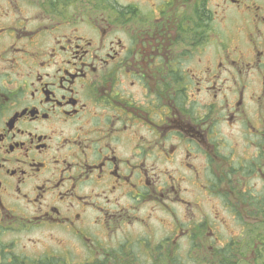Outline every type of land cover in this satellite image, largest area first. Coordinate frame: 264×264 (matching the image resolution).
<instances>
[{
  "label": "flooded vegetation",
  "instance_id": "obj_1",
  "mask_svg": "<svg viewBox=\"0 0 264 264\" xmlns=\"http://www.w3.org/2000/svg\"><path fill=\"white\" fill-rule=\"evenodd\" d=\"M264 257V0H0V264Z\"/></svg>",
  "mask_w": 264,
  "mask_h": 264
},
{
  "label": "rangeland",
  "instance_id": "obj_2",
  "mask_svg": "<svg viewBox=\"0 0 264 264\" xmlns=\"http://www.w3.org/2000/svg\"><path fill=\"white\" fill-rule=\"evenodd\" d=\"M188 264H192V261H189V263ZM253 264H261V262L260 261H257V260H255L254 262H253Z\"/></svg>",
  "mask_w": 264,
  "mask_h": 264
}]
</instances>
